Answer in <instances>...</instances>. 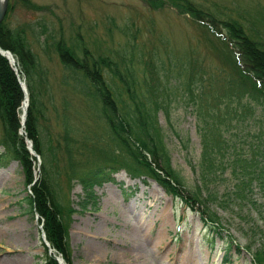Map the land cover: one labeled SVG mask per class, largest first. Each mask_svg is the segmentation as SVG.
<instances>
[{
	"label": "rangeland",
	"instance_id": "374dc122",
	"mask_svg": "<svg viewBox=\"0 0 264 264\" xmlns=\"http://www.w3.org/2000/svg\"><path fill=\"white\" fill-rule=\"evenodd\" d=\"M10 1L13 6L6 13V25L24 29L29 46L46 71L47 82L40 95L45 117L41 120L40 130L42 140L56 150L52 171L60 186L61 199L75 209L67 230L71 254L69 264H162L170 262L183 250L189 253L193 264H257L251 253L253 243L261 239L260 233L264 232V186L251 181L250 191L245 192L247 198L253 201L251 204L245 200L238 204L234 196L226 200L225 193L232 189L236 181L229 164L214 169L215 172L205 183L206 187L197 183L200 122L195 103L184 100L185 95L181 96L180 91L173 88L176 69L185 61L189 63L182 65H186V73L191 78L198 70L202 73L205 90L210 89L206 82L209 75L219 81L223 76L222 58L210 43L214 37L187 14L177 13L169 5L151 9L143 0ZM196 1L230 10V14L242 12L249 19L254 18L256 12L264 11V0ZM32 4L43 5L44 8L36 10ZM60 38H65L67 43L77 39L95 56L100 53L115 60L120 68H131L137 78L142 76L143 68L149 75L150 65L155 68L162 63L166 74L162 85L175 95L164 98L163 105L155 112L156 123L160 126L170 165L183 178V193L193 190L196 185L201 186V197L209 193L205 202L224 227L219 237L211 234L205 226L197 213L196 204L191 207L178 196L165 192L151 177L131 178L124 168L113 169L110 179L94 183L91 190L96 203H88L81 208L79 202L86 196L81 183L72 177L71 186H68L65 179L69 170L65 151L62 150V115L69 118L74 129L71 136L76 142L72 147H77L78 152H75L73 160L78 174L86 172L93 164L101 165L102 161L109 166L114 163L98 151L78 148L85 141V136L88 138L87 145L95 142L100 147L108 146V153L113 149L110 147L113 140L100 115V106L90 96L63 83V75L68 69L59 62L53 45ZM195 84L198 85L196 80L190 86ZM224 114L221 111V115ZM1 127L0 122V137ZM260 128L264 129V121L260 119L255 121L247 117L236 125L232 121L223 130V137L229 143L233 142L234 146L230 145L225 151L222 161L228 160L232 148L247 158L250 143H260L259 138L256 140L252 135ZM17 131L28 147L25 141L28 137L23 129L18 128ZM260 136L264 137V132ZM3 148L0 144V157ZM31 155L35 161L33 176L26 187L19 162L9 158L0 163V264H44L46 236L42 230V219L38 214L26 213V204L21 200L27 194L26 189L39 178L41 161L37 154ZM219 199H224V202L218 204ZM158 239L155 250L153 244ZM209 241L211 244H206ZM230 242L233 244L229 247ZM46 243V254L57 261L56 256L60 258L61 255Z\"/></svg>",
	"mask_w": 264,
	"mask_h": 264
},
{
	"label": "trees",
	"instance_id": "16d2710c",
	"mask_svg": "<svg viewBox=\"0 0 264 264\" xmlns=\"http://www.w3.org/2000/svg\"><path fill=\"white\" fill-rule=\"evenodd\" d=\"M143 1L151 9L169 5L177 13L187 14L214 37L216 43L212 40L210 43H213V47L222 58L223 76L219 78V81L215 76L209 75L205 79L210 89L205 90L202 73L198 70L191 78L186 73V65L189 62L185 61L176 69L173 76L175 79L173 88L178 89L181 96L185 95L184 100L195 103L194 108L200 122L198 125L201 143L198 160L200 169L197 183L206 187L205 183L208 182V177L214 169L224 167L223 164H229L236 181L232 189L225 193L226 200L234 196L238 204L243 200L253 203L247 198L245 192L250 191L251 181L264 186V137L260 136L264 129L260 128L258 133L252 134L256 140L259 138L260 143H250L247 158L243 157L240 151L232 148V153L226 162L222 161V157L230 145L234 146V143H229L228 139L223 137V130L230 126L232 121L236 125L247 117L255 121L256 119L264 121V30L262 28L264 27V11L256 12L254 18L249 19L242 12L230 14L228 12L230 10L206 6L196 0ZM11 3L9 0L7 11L12 8ZM32 5L37 8L36 10L44 8L43 5L42 7ZM7 11L3 20L0 21V48L11 52L17 75L25 81L28 104L22 129L26 137L32 141V149L39 155L41 161L39 178L30 185L29 189H26L27 194L21 200L26 204V213L38 214L42 219V230L46 241L57 254L62 256L63 261L69 264L71 254L67 230L75 209L69 202L65 203L64 199H61L63 196L59 192L60 186L52 171V161L56 156V150L49 142L42 140L40 130L41 120L45 117L40 95L42 87L47 82L46 71L44 72L39 63V57L29 46L28 39L23 34L24 29L6 25ZM53 45L59 62L68 69L63 75V83L70 85L74 91L78 90L90 96L93 102L100 106V115L109 129L110 139L113 140V146L110 145L113 149L108 153L106 152L108 146L100 147L95 142L87 145L88 138L85 136V141L78 148L98 151L104 154L110 163L112 161L114 163L109 166L107 162L102 161L101 165L93 164L89 170L78 174L73 160L75 152H78L77 147H72V144L76 142L71 136L74 129L70 125L69 118L65 114L62 115L63 134L61 136L64 140L62 150L65 151L69 170L65 174V179L68 186H71L72 177L81 183L86 195L79 202L81 208L88 203L91 205L96 203L91 190L94 183H101L104 178L108 179L113 169L124 168L131 178L151 177L165 192L178 196L191 207L196 204L197 213L205 226H208L211 234L219 236L224 227L219 222V217L205 202L210 196L209 193L201 197L200 185H196L193 190H188L186 194L183 193V178L170 165L160 126L156 123L155 112L163 105L164 98L175 95V92L166 90L167 87L162 85V78H166L162 63L159 66L155 65V68L150 65L149 75L143 68L142 76L137 78L131 68L129 70L125 66L120 68L115 60L100 53L95 56L77 39L67 43L65 38H60L55 40ZM123 59L122 54L121 60ZM141 62L145 61L141 59ZM8 63L5 56L0 55V122L2 125L0 144L4 147L0 163L9 158L19 162L26 187L32 181L35 161L34 156L27 151L23 137L17 131L21 126L19 107L22 104L24 92L19 86L14 69ZM184 63L186 65H182ZM194 80L198 85L190 86ZM214 81L219 84L216 86ZM213 83L215 86H212ZM221 111L225 114L221 115ZM181 144L185 146L183 141ZM123 149L126 151L124 152ZM223 200L219 199L218 204L224 202ZM260 235L261 239L253 243L251 256L257 264H264V232ZM222 241L224 243V239ZM231 245V242L228 243L229 247ZM46 250L44 245V264H58L55 257L46 254Z\"/></svg>",
	"mask_w": 264,
	"mask_h": 264
},
{
	"label": "water",
	"instance_id": "95a60500",
	"mask_svg": "<svg viewBox=\"0 0 264 264\" xmlns=\"http://www.w3.org/2000/svg\"><path fill=\"white\" fill-rule=\"evenodd\" d=\"M6 1L7 0H0V21L4 17L3 14H4V12L6 11V8H7ZM10 53L11 52L9 50H5L4 48H0V55H4L5 58H7V60L9 61V65L13 64V61H14V59L11 57ZM13 69L16 72V68L13 67ZM18 80H19V83H20L19 85H20L21 89H23V91L25 93L24 94V99H25L27 93H26V88H24V82H22L20 79H18ZM26 104H27V102H26ZM26 104H25V107H26ZM24 115H26V109H24L23 115H21L22 126L24 125V120H23L24 119ZM25 141L28 143V147H26L27 150H29L31 152V154L35 155L36 154L35 151H33L32 148H31L32 142L30 141V139L27 138V139H25ZM56 258H57L58 264H64L63 261H62L63 260L62 258H59V257H56Z\"/></svg>",
	"mask_w": 264,
	"mask_h": 264
},
{
	"label": "bare ground",
	"instance_id": "6f19581e",
	"mask_svg": "<svg viewBox=\"0 0 264 264\" xmlns=\"http://www.w3.org/2000/svg\"><path fill=\"white\" fill-rule=\"evenodd\" d=\"M26 102H27V99L25 97L23 103L19 107V111L21 110V113H22L21 115H23V111L25 109ZM159 240L160 239L156 240V242L153 244V246L155 247V250L158 247L157 245H158ZM140 253H142V252H140ZM139 257H140V255H139ZM193 261L191 259H189V253H187L185 250H183V251L180 252V254L178 256L173 257V260H170V262L168 261V262H165V263H162V264H176L177 262H179V264H193ZM159 264H161V263H159Z\"/></svg>",
	"mask_w": 264,
	"mask_h": 264
}]
</instances>
